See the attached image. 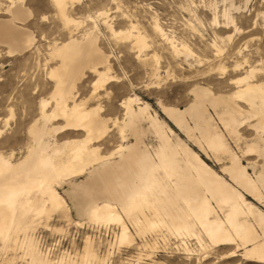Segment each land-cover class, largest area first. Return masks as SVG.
I'll use <instances>...</instances> for the list:
<instances>
[{
	"label": "bare ground",
	"instance_id": "obj_1",
	"mask_svg": "<svg viewBox=\"0 0 264 264\" xmlns=\"http://www.w3.org/2000/svg\"><path fill=\"white\" fill-rule=\"evenodd\" d=\"M23 1L12 0L7 10L10 19L0 20V45L6 46L7 56L27 52L36 40L25 28L32 12ZM52 1L65 20L73 22L65 14L69 0ZM156 31L167 40L158 24ZM126 39L135 40L139 52L147 47L140 34L130 33ZM50 49L51 58L60 62L50 73L55 82L51 94L54 110L49 114L46 111L49 102L41 103L40 118L29 130L33 145L19 161H13L15 153L11 156L0 153V238L7 243L12 232L18 236L21 233L27 264H52L35 249L29 233L37 219H49L60 211L69 213L67 200L60 193L67 187L66 197L71 199L80 218L106 228L110 225L119 228L118 248L133 245L134 236L127 224L131 223L140 238L167 233L180 241L182 247L193 240L207 253L228 249L221 260L240 257L245 262L264 264V211L258 207L264 205V163L260 167L250 163L253 171L250 174L207 112V106L214 110L222 108L218 114L220 121L231 135L237 136V115L241 110L234 99L214 96L199 87L193 90L194 101L185 110L162 107L176 128L185 132L202 151L212 152L220 164L224 159L221 156L228 158L229 165L223 166L220 173L187 143L178 137L173 139V131L157 115H151L147 105L141 107L137 97H129L121 104L123 119L114 122L119 127L121 144L109 155L101 156L96 144L106 136L109 120L100 114V108L88 109L85 100L76 102L75 89L85 71L98 76L96 89L116 81L109 75L110 57L98 47L94 32L82 40L72 35L67 42L54 44ZM254 74L253 69L247 78L240 80V84L247 85L240 86L234 97L251 106L249 120H257L254 127L264 133V85L248 83ZM50 120L63 121L64 125L48 131ZM144 124L149 128L145 129ZM66 131L82 133L84 139L62 146L46 142L52 132L60 135ZM148 133L153 134L157 147L145 143ZM129 136L134 143L126 145ZM244 153H257L264 160L260 145H248ZM90 247L86 249L87 264L99 260Z\"/></svg>",
	"mask_w": 264,
	"mask_h": 264
},
{
	"label": "rangeland",
	"instance_id": "obj_2",
	"mask_svg": "<svg viewBox=\"0 0 264 264\" xmlns=\"http://www.w3.org/2000/svg\"><path fill=\"white\" fill-rule=\"evenodd\" d=\"M23 4L32 12L25 28L36 40L21 55L7 56L6 46L0 45L1 154L15 153L14 162L24 157L33 145L29 130L40 118L41 103L49 102L46 109L49 114L54 110L51 94L55 82L50 73L60 62L51 58L50 47L67 42L72 35L82 40L94 32L98 47L110 57L109 75L116 81L96 89L98 76L85 71V76L76 83L75 93L76 102L85 100L88 109L100 108V114L109 120L106 136L96 144L101 156L109 155L121 144L119 127L114 122L123 119L121 104L129 97H137L141 107L147 105L148 112L157 115L173 131V139L178 137L187 143L220 173L223 166L229 165L228 158L221 156L224 159L218 163L212 152L202 151L162 111V107L185 110L194 101L193 90L200 87L214 96L234 99L241 110L237 115V136L231 135L220 121L218 114L222 108L214 110L207 106V112L241 164L248 166L250 174H253L250 163L258 167L264 163L257 153H244L252 144L264 150V133L254 127L257 120H249L251 106L234 97L240 86L247 85L240 84V80L247 78L253 69L254 77L248 83L264 85V0H79L75 3L69 0L65 14L73 20L71 23L52 0H43L42 4L38 0H25ZM11 5L12 0H0V20L10 19L7 10ZM157 24L167 34V40L156 31ZM128 31L135 36L140 34L147 47L139 52L135 40L126 39ZM49 123L48 131L64 125L60 120ZM144 127L148 129L149 125ZM67 132L60 135L52 132L46 142L62 146L84 139L82 133ZM132 143L134 139L129 136L125 144ZM145 143L158 146L152 133L147 134ZM67 189L60 193L67 200L69 213L60 211L49 219H37L29 233L35 249L52 264H87L89 245L99 258L92 264H254L240 257L221 260L228 249L207 253L193 240L182 247L180 241L167 233L140 238L131 223L127 224L134 236L133 245L118 248L119 228L114 225L106 228L88 218H80L71 199L66 197ZM258 207L264 211V205ZM13 233L12 240H8L10 244L0 238V264H27L24 235ZM188 246L190 251H186Z\"/></svg>",
	"mask_w": 264,
	"mask_h": 264
},
{
	"label": "snow or ice",
	"instance_id": "obj_3",
	"mask_svg": "<svg viewBox=\"0 0 264 264\" xmlns=\"http://www.w3.org/2000/svg\"><path fill=\"white\" fill-rule=\"evenodd\" d=\"M38 3H41L42 4L43 3V0H38Z\"/></svg>",
	"mask_w": 264,
	"mask_h": 264
}]
</instances>
